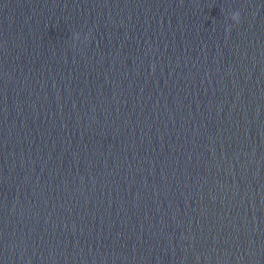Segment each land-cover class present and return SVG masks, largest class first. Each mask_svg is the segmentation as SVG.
I'll return each instance as SVG.
<instances>
[{"label":"clouds","instance_id":"obj_1","mask_svg":"<svg viewBox=\"0 0 264 264\" xmlns=\"http://www.w3.org/2000/svg\"><path fill=\"white\" fill-rule=\"evenodd\" d=\"M231 19L237 23H239L241 16L239 12L232 13Z\"/></svg>","mask_w":264,"mask_h":264}]
</instances>
